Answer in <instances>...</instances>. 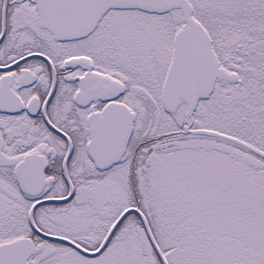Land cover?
<instances>
[{
  "label": "snow or ice",
  "instance_id": "6c2138e0",
  "mask_svg": "<svg viewBox=\"0 0 264 264\" xmlns=\"http://www.w3.org/2000/svg\"><path fill=\"white\" fill-rule=\"evenodd\" d=\"M0 264H264V0H0Z\"/></svg>",
  "mask_w": 264,
  "mask_h": 264
}]
</instances>
